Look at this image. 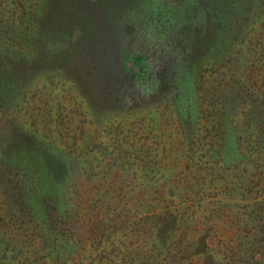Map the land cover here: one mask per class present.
I'll use <instances>...</instances> for the list:
<instances>
[{
    "label": "rangeland",
    "instance_id": "1",
    "mask_svg": "<svg viewBox=\"0 0 264 264\" xmlns=\"http://www.w3.org/2000/svg\"><path fill=\"white\" fill-rule=\"evenodd\" d=\"M0 264H264V0H0Z\"/></svg>",
    "mask_w": 264,
    "mask_h": 264
}]
</instances>
